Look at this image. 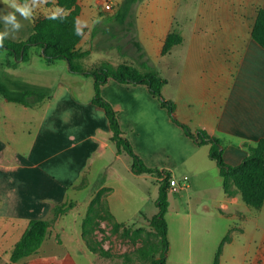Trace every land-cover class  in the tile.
I'll return each mask as SVG.
<instances>
[{"label":"crops","instance_id":"obj_1","mask_svg":"<svg viewBox=\"0 0 264 264\" xmlns=\"http://www.w3.org/2000/svg\"><path fill=\"white\" fill-rule=\"evenodd\" d=\"M120 1L76 0L79 9L76 25L82 35L76 48L88 52L81 61L90 56L85 64L88 68H83L89 70L97 67L90 66L91 63L100 65L107 61L113 67L124 62L143 70L141 63H147L165 79L161 92L164 86L171 87L168 96L162 95L174 101L176 117L192 130L204 129L218 137L226 162L227 153L232 152L242 160L248 153L247 146L264 137V48L251 37L256 10L264 8V0H138L130 11L134 16L127 17L123 23L114 19ZM106 2L111 4V9L104 8ZM27 3L33 11L45 12L44 16L65 12L55 0ZM178 8L181 42L162 54L165 37L177 22ZM247 10H250L248 16ZM98 35L108 43L94 49L92 43ZM115 37L116 42L109 43ZM121 37L124 46L119 42ZM135 41L142 47V57ZM175 46H180L179 51H175ZM110 51L117 57L108 58ZM39 52L40 49L41 56ZM29 60L30 55L25 61ZM5 61L7 71L13 72L18 68L13 63L23 60L16 61L7 52ZM64 68L69 70L67 61ZM93 82V76L69 70L66 80L58 81L52 95L34 104L12 102L0 95V264H98L81 237L80 227L70 225L66 229L63 224L55 226L53 222L35 252L11 261L12 248L30 219L50 217L56 204L85 191L79 187L94 157L107 150L115 158L124 153H118L110 139L104 110L92 102ZM100 91L116 109L123 134L143 161L145 145H141V137L146 143L151 136H166L169 130L168 135L174 136L181 148L176 149L175 174L176 168L182 167L185 172L182 178L188 179L186 187H191L199 179L197 169L204 166L209 171L204 175L205 188L222 182L223 197L219 204L222 214L237 216V210L231 212V206L239 204L238 196L243 199L239 192L224 191L218 166L208 156L209 144H197L187 136L145 84L109 78ZM149 154L155 156L153 149ZM110 170H117L111 161L106 172L100 174L101 187L109 188L106 207L115 221H132V218H116L109 201L113 193L107 180ZM169 171L175 179L173 171ZM156 212L137 209L131 217L138 219L142 214L150 217ZM258 212L252 218L262 237L254 264H264V203ZM239 216L243 220L244 215ZM233 228L244 231L243 224ZM225 236L217 264L223 244L231 239ZM250 237L255 235L251 233Z\"/></svg>","mask_w":264,"mask_h":264},{"label":"rangeland","instance_id":"obj_2","mask_svg":"<svg viewBox=\"0 0 264 264\" xmlns=\"http://www.w3.org/2000/svg\"><path fill=\"white\" fill-rule=\"evenodd\" d=\"M12 11L7 0H0V18ZM45 14L37 9L32 12L29 19H24L19 13H16L17 20L22 27L19 31L11 32L9 26L8 38L18 41L27 39L32 32L35 19ZM176 14L177 22L173 24L172 30L180 33V8L176 10ZM249 14L250 10H247L246 15ZM116 22L119 21L116 20ZM5 28L3 20L0 19V29L4 31ZM113 33L116 35L118 29H113ZM123 39L121 37V41L119 40L122 46L125 45ZM113 42H116V37L109 43ZM105 43L108 42L98 35L95 42L92 43V47L97 49L103 47ZM179 47L175 46V51H179ZM38 51V46L31 45L28 50L30 60L14 62L13 64L18 68L12 66V69L15 67L14 70H11L13 72L7 71L8 67L5 61L7 52L0 51V66L4 65L0 67V78L5 82L8 81L7 84L16 90L34 88L52 95L58 81L66 80L69 70L66 71L64 68L66 64L64 59H54L49 62L43 56H39ZM107 57L113 59L117 56L115 52L110 51ZM89 59L90 56H87L85 60H79V63L88 68L85 64L89 63ZM105 62L107 61L101 63L107 64ZM97 63L93 62L90 66H99ZM59 67H61L60 70H58ZM8 73L14 75L11 77ZM170 88V86H164L162 94L168 96L171 92ZM168 131L166 136L160 137L159 134L151 136L150 141L146 143L143 142L142 136L141 145L143 147L145 145L144 162L147 165L154 167V164H159L161 166L158 165V168L173 171L176 160H178L176 149L180 150L181 148L180 143L175 142L174 136L168 135ZM150 149H153L155 156L149 154ZM122 152L124 153L120 158H115L107 150L106 153L92 159L93 163L87 173L89 179L85 175L81 187H79L85 191L78 192L75 197L66 200L64 205L67 209L58 213L53 224L55 226L63 224L66 229L70 225L71 227H80L81 233L82 224L84 226L87 224L90 241L92 240L96 248H101L106 252L104 256L94 255L98 264H149L150 259L146 253L158 246L159 235L144 217L134 219L135 216H131L137 209L146 213L153 209L157 211L155 203L158 182L154 175L134 174L131 171L130 156L125 151ZM227 154H229L226 156L229 164H237L241 161V157H238L237 154L233 152ZM110 161L117 170L116 172L110 170L107 174L108 184L113 188L109 201L116 218L119 220L132 218V221L126 222L124 225L115 224L114 219L109 215L105 204V196L109 188L101 187L100 174L106 172L105 169ZM176 170V174L173 171L174 177L177 183L183 187L168 194L169 207L165 217L168 223V239L171 247L167 251L165 264H213L225 235H228V238L231 236V239L223 244L219 264H254L255 254L261 245L262 237L261 229L255 228L256 224L252 218L259 213L258 209L248 206L238 196L239 204L231 206L230 209L231 212L237 210V216L230 217L226 213L222 214L219 207L221 197H223L221 181L205 188L204 175H208L209 171L202 166L197 169L199 179L196 180V183L191 187H186L188 179L184 181L182 178L185 174L183 168L178 167ZM239 214L244 215V221L241 220ZM88 216L90 221L85 224L84 219ZM241 224L244 225V231L234 230V226ZM251 233L255 235L252 239ZM62 234L65 236V233L62 232ZM262 254L264 255V250Z\"/></svg>","mask_w":264,"mask_h":264},{"label":"trees","instance_id":"obj_3","mask_svg":"<svg viewBox=\"0 0 264 264\" xmlns=\"http://www.w3.org/2000/svg\"><path fill=\"white\" fill-rule=\"evenodd\" d=\"M17 1L20 4L25 3V0ZM55 1L65 11L64 13L36 18L32 32L27 39L18 41L5 37L3 46H0V51L6 50L10 55L14 56L16 61L20 59L24 61L29 58V47L36 45L40 49V55L46 60L64 59L68 62L70 71L93 76L94 93L92 102L104 110L111 130L110 139L114 142L117 152L125 151L130 156L131 170L134 173H149L157 178L158 194L156 206L158 210L150 217L142 214L159 235L158 246L146 253L150 259L149 264H165L166 261L169 239L165 214L169 204L168 194L171 191L169 185L171 172L167 169L146 165L142 158L133 150L129 140L122 132L116 109L101 94V86L109 78L122 83L145 84L150 94L158 99L162 107L166 108L171 120L179 125L187 136L192 138L197 144H209L208 156L218 166L219 173L223 179L224 191L228 194H233L235 191L239 192L241 198L248 206L259 209L264 203V137L258 139L254 145L247 146L248 154L239 163L229 164L224 159L223 147L218 137L210 135L204 129L197 128L192 130L187 123L180 121L176 117L174 101L165 98L161 92L165 79L147 63H141L143 70L124 62L115 67L109 64H101L89 70L84 69L79 60L88 52L76 48L82 36L80 29L76 25V15L79 11L76 0ZM137 1L121 0L118 3V11L115 13L114 19L123 23L127 17H133L134 15L130 11H133L134 4ZM0 31L2 30L0 29ZM251 37L264 48V8L262 7L256 10ZM180 42L181 35L176 30H171L165 37L162 54L168 53L173 45ZM134 44L140 51V57H142L144 53L140 43L135 41ZM0 95L9 101L29 105L46 98L50 94L46 91L29 88L16 90L0 78ZM64 204L65 202L56 204L50 217L32 218L29 220L26 229L12 248V262L30 255L39 248L50 224L58 216V213L67 209ZM109 215L112 217L110 212ZM88 221H90L89 216L84 219V223L86 224ZM114 223L124 225V223L117 221ZM89 232L87 224L85 226L82 224L81 237L88 250L95 255L104 256L106 252L101 248H96L92 240L90 241ZM225 238L227 239V236ZM220 250L221 245L218 248L213 264L218 263Z\"/></svg>","mask_w":264,"mask_h":264},{"label":"clouds","instance_id":"obj_4","mask_svg":"<svg viewBox=\"0 0 264 264\" xmlns=\"http://www.w3.org/2000/svg\"><path fill=\"white\" fill-rule=\"evenodd\" d=\"M9 3V7L13 9L12 12L7 13L2 18L6 28L4 31H0V46H3V42L5 40V37H8L9 32V26L11 32L19 31L22 27L21 23L17 20L16 13H19L21 17L24 19H29L32 16L33 8L29 7L27 0H25V3L20 4L17 3V0H7ZM33 3H35V0H33Z\"/></svg>","mask_w":264,"mask_h":264},{"label":"built area","instance_id":"obj_5","mask_svg":"<svg viewBox=\"0 0 264 264\" xmlns=\"http://www.w3.org/2000/svg\"><path fill=\"white\" fill-rule=\"evenodd\" d=\"M104 8H105L106 10H109V9L112 8V6H111L110 3L106 2L105 5H104ZM183 180H184V181L187 180V176H184V177H183ZM169 185H170V189H171L172 191H174V190H178L179 188H182V187H183V185H179V184L177 183V181H176L174 178H170V180H169Z\"/></svg>","mask_w":264,"mask_h":264}]
</instances>
